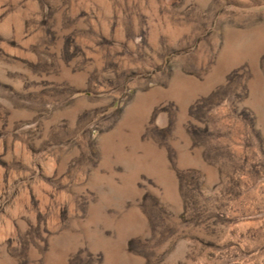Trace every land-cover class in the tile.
I'll return each instance as SVG.
<instances>
[{
    "label": "rangeland",
    "instance_id": "obj_1",
    "mask_svg": "<svg viewBox=\"0 0 264 264\" xmlns=\"http://www.w3.org/2000/svg\"><path fill=\"white\" fill-rule=\"evenodd\" d=\"M0 264H264V0H0Z\"/></svg>",
    "mask_w": 264,
    "mask_h": 264
}]
</instances>
